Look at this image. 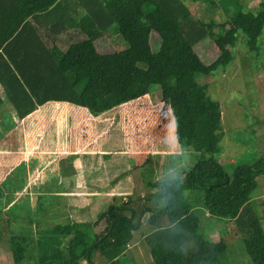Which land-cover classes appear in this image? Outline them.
Returning <instances> with one entry per match:
<instances>
[{
  "label": "trees",
  "instance_id": "trees-1",
  "mask_svg": "<svg viewBox=\"0 0 264 264\" xmlns=\"http://www.w3.org/2000/svg\"><path fill=\"white\" fill-rule=\"evenodd\" d=\"M220 8L230 16L231 48L242 34L249 52L258 53L264 3L257 12L246 11L240 0H221ZM118 26L128 49L101 54L97 42ZM217 27L194 17L184 0H0V86L18 121L49 102L74 104L99 116L159 87L172 112L177 143L197 154V168L153 185L159 201L164 200L157 212L144 209L138 214L126 204H111L98 221L85 225L103 228L92 243L79 224L58 225L45 234L61 238L77 231L64 252L51 258L46 253L41 264H133L127 252L140 230L149 231L144 240L153 264H220L228 246L223 236L212 241L231 222L252 264H264V228L252 201L257 179L264 175V159L238 166L236 158L230 163L233 176L228 173L226 163L219 161L226 136L221 104L198 81L200 76L210 79L233 60L219 43ZM129 28L131 35L124 31ZM152 32L161 40L157 53L150 43ZM208 40L218 56L205 64L195 48ZM216 160L220 163L214 166ZM168 189L175 191L176 204L166 199ZM190 193L203 195V207L193 206L197 201ZM202 231L210 232V239ZM34 245L32 239L13 236L14 263L30 259Z\"/></svg>",
  "mask_w": 264,
  "mask_h": 264
},
{
  "label": "rangeland",
  "instance_id": "rangeland-1",
  "mask_svg": "<svg viewBox=\"0 0 264 264\" xmlns=\"http://www.w3.org/2000/svg\"><path fill=\"white\" fill-rule=\"evenodd\" d=\"M184 1L191 8L194 17L218 26L215 33L220 36L219 43H223L222 46L232 55L233 60L226 69L220 68L210 79L200 76L198 81L201 85L208 86L209 96L221 104L222 125L226 136L219 161L227 164L226 169L233 176L235 167L230 164V160L239 159L237 165L241 166L254 165L258 160L264 159V32L259 38L258 53L249 52L246 37L242 34L237 35V44L231 48L232 41L227 37L230 16L220 8L221 0ZM240 3L246 11L257 12L264 0H240ZM232 4L233 8L237 5L233 2ZM119 27L103 35L104 44L96 45L101 54L128 49L123 30ZM124 31L131 35V28ZM149 38L152 51L157 53L161 46L158 34L152 32ZM195 51L205 64L213 62L218 56V50L212 40L201 43ZM9 104L0 94V119L3 121L0 138L4 137L3 147L15 151L11 156L17 159L18 166L15 172H10L9 161L8 165L0 166V172L6 170L0 174V193L5 197L2 196L0 203V264H15L10 245L13 236L34 240L35 245L31 246L30 259L26 263L41 264L40 261L44 260L46 253L52 248L56 251L58 239L67 243L73 236L72 232H75L68 231L67 235L60 236L61 238L47 234L38 236L35 233L37 224H44L45 229H53L54 221L65 224L72 215L74 219L82 218L87 223H92L98 221L111 204H126L138 214L144 209L157 212L164 205V200L159 201V191L153 188V185L173 179L179 172H190L198 167L196 152L180 145L175 139L172 112L162 102L159 87L146 91L142 97L117 107L116 111L110 114L116 115V133H112V136L116 135V157H84L81 159L84 162L83 171L79 174L78 166L72 167L75 162L69 161L75 171L70 183L64 178L66 173L62 168L65 157L59 153L66 141L59 138L55 126L59 104H46L42 112L32 120L35 125L37 118L44 120L38 137L28 132V125L21 124L17 119L18 122L15 121L14 109ZM3 132L6 134H1ZM110 134H105L98 144L103 145L105 142L107 146L105 140ZM113 145L114 140H110L108 147ZM27 150L36 154L28 156L29 161L25 160L24 156ZM219 161H214V166H217ZM79 175L89 180L91 187L85 189L89 194L68 197L66 192L74 193L80 190L76 189ZM263 186L264 178H261L253 194L254 198L262 194ZM18 190H23L24 195H17ZM33 193L35 197L32 196ZM165 196L169 203H177L173 189L166 190ZM189 197L197 201L193 206L203 207L202 194L190 193ZM72 201L79 204L88 202V210L73 213L75 209L65 205ZM17 203L21 206L14 207ZM258 204L260 207L257 203L255 205L264 224V198L259 199ZM72 206L79 208L81 205ZM149 217L148 212L143 218L144 223H147ZM79 225L81 227L78 230L86 234L89 243H92L96 234L103 229ZM148 232L142 230L140 234H135L131 243L132 249L127 252L133 264H153L147 243L144 242V234ZM202 234L210 239V232L202 231ZM215 236L216 240L212 242H219L217 236H223V241L228 246L220 264H252L234 223L228 225V231H222Z\"/></svg>",
  "mask_w": 264,
  "mask_h": 264
},
{
  "label": "crops",
  "instance_id": "crops-1",
  "mask_svg": "<svg viewBox=\"0 0 264 264\" xmlns=\"http://www.w3.org/2000/svg\"><path fill=\"white\" fill-rule=\"evenodd\" d=\"M20 1L28 4L29 2H31L33 0H20ZM102 38H101V40H99L97 42V45L104 44L102 41ZM0 94L5 99L4 94H3V89L1 86H0ZM5 101H6V99H5ZM49 103L59 104L57 107V114H56L58 116V118L56 119L55 126L57 128L58 133H59V136H60L59 138L61 140L66 141L65 144L63 145V148H61V151H59V153H60V155L65 157L66 161L62 164L63 165L62 168H63V171L66 173L64 178L68 179L69 183L74 178L73 172H75V171L72 170V167L78 166V168H79L78 174L81 171H83L84 162L81 161L82 158L88 157V156H94V157H96V156H102V157L113 156V157H116V135L112 136V133H116V115L115 114L110 115L112 112L116 111V108L111 110V111H108L102 115L95 116L86 108H82V107L74 105V104H70V103H66V102H49ZM45 105L39 106L37 111H35L32 115H30L27 118H25L24 120L20 121L21 124H24L25 126L28 125V127H27L28 132L35 134L37 137L41 133V129L43 127L42 123L44 120H42L41 118H39V119L37 118L36 125H35L34 121L32 122V120L35 119V117L40 112H42L43 107ZM9 106H10V104H9ZM13 113H14L13 116L15 118V121L18 122L16 120L17 118L15 115V111H13ZM2 122L3 121L0 119V128H2V126H3V125L1 126ZM3 129H4V127H3ZM106 129H107V131H105ZM94 130L96 131V133H94ZM99 131H100V133H99ZM101 132H102V134H101ZM107 133H111L110 136L107 137V140H105L107 142V146H106L105 142L103 145H99L98 144L99 141L101 139H104L105 134H107ZM1 134H6V133L3 132ZM8 135H5V137H7ZM98 135H99V137L97 138ZM3 138H0V166H5L9 161L10 172H12V171L15 172L17 170V167H18L17 163H16L17 159H15L11 156V154L15 151H13L12 149H7L6 147H3V144H2ZM110 140H114L113 147H108ZM33 152L34 151H32V150L25 151L24 152L25 160L29 161L30 159H27V158L30 155L35 156L36 154ZM70 157H75V158L72 159ZM69 161H74L75 164L73 163V166H72V164ZM230 162H234V161L230 160ZM3 171H6V170L5 169L1 170V172H3ZM1 172H0V174H1ZM261 178H264V175L260 176L258 178V181H260ZM0 181H1L0 182V186H1L2 178H0ZM76 184H77L76 189H80V190L75 191L74 193L69 192V191L66 192V195L68 197H70V196L79 197V196H83L85 194H89V192H85V189L91 187V185L89 184V180H87V179H85V177L79 175L77 178ZM263 189H264V186H263ZM19 195L23 196L24 191L23 190L20 191ZM5 196H9V195L5 194ZM32 196L35 197L36 195L33 193ZM262 198H264V190H263L262 194L256 198H254L252 195V201H253L254 205L257 203L258 207H260L258 204V200L262 199ZM5 203H7V202L5 201ZM75 204L81 205V206L79 208H76V206H72ZM87 204H88V202H81V204H79V203H76L75 201H72V202H68L65 205H67V206L69 205L70 208H74L75 210H73V213H75L78 211L81 212L83 209L88 210ZM258 207L255 205L256 210ZM259 216L261 218V215H259ZM74 218L75 217H73V215H72L69 218L68 223H65L62 225H68V224H81L82 225V224H84V226H85V225L91 224V223H87L86 220H84L82 218H80V219H77V218L74 219ZM162 219H163V217L161 218V220ZM261 222H262V219H261ZM54 224H55L54 227L61 225L58 223V221H54ZM262 225L264 228L263 223H262ZM43 226H44V224H41V225L37 224L36 225L35 233L38 234V236L45 234L46 231L52 230L50 227H49V229L48 228L45 229V228H43ZM84 226H82V227H84ZM72 231H77V229L74 228V230H72ZM141 231L142 230H140L138 232H134V238H135V234H140ZM72 235H74V232H72ZM71 236H69V237H71ZM69 241H67V243H64L62 241L61 244L58 245V248L56 249V251L54 253L50 250L48 252L49 253L48 257L51 258V256H55V253H57V251L64 252L65 246L69 243ZM144 242H145V240H144ZM131 243L129 244V249H132ZM10 245H11V239H10ZM141 252H143V251L141 250ZM27 260H29V259H27ZM27 260L22 264H29V263H26ZM82 264H87V262L83 261ZM98 264H109V263H107L105 261H101Z\"/></svg>",
  "mask_w": 264,
  "mask_h": 264
}]
</instances>
